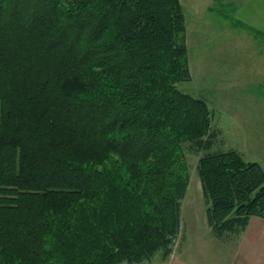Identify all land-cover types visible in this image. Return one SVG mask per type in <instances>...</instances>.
Returning <instances> with one entry per match:
<instances>
[{
    "label": "trees",
    "instance_id": "16d2710c",
    "mask_svg": "<svg viewBox=\"0 0 264 264\" xmlns=\"http://www.w3.org/2000/svg\"><path fill=\"white\" fill-rule=\"evenodd\" d=\"M185 22L180 0H0V264L166 261L187 143L213 234L264 220V168L213 150L211 110L177 87Z\"/></svg>",
    "mask_w": 264,
    "mask_h": 264
},
{
    "label": "rangeland",
    "instance_id": "374dc122",
    "mask_svg": "<svg viewBox=\"0 0 264 264\" xmlns=\"http://www.w3.org/2000/svg\"><path fill=\"white\" fill-rule=\"evenodd\" d=\"M180 1L183 3L186 19L187 51L192 79L178 84L177 87L182 93L202 99L207 103L208 109L213 114V129L221 134L213 150L218 152L235 150L245 162H255L264 168V96L262 91L256 93L255 96L258 98L255 100L251 98L252 96L250 97L248 90L244 91L245 88L243 90L245 93H243L247 97L243 95L238 98L236 96H242V94L238 95L235 92H220V95L217 96L213 86V81H216L219 72L225 73L227 70L224 66L218 69L219 65L242 62L240 60L247 57L248 59L254 58L256 57L255 51L254 56L250 52L246 53L244 48L246 45L241 42L238 36L232 37L231 45L228 47V39L224 38L219 30L215 31L220 20L215 15L209 19L210 16L203 13L207 12L206 8L209 7L213 10L219 8L218 0ZM229 36L231 37V35ZM213 38L216 43L213 42ZM218 43L220 47L216 46ZM215 46L218 50L213 49ZM214 67L217 68L214 69ZM233 73L236 72H231L229 77L235 75ZM249 77L247 75V80ZM232 90L235 91L238 88ZM218 129H221L222 132ZM185 147L190 170V185L181 206V232L171 256L166 261L163 260L161 253H158L153 261L143 264H230L243 240L239 237L240 235L237 239L235 236L217 237L209 228L197 170L199 157L204 152L196 155L190 149L189 143ZM252 233L250 232L249 237ZM256 235L252 236L256 237ZM233 237L234 240H232ZM248 241L246 246L239 251V259L237 258L238 260L234 264L253 262V256L256 253L253 254L252 247L258 243L251 239ZM251 242L253 243L251 244ZM240 259L242 260L240 261ZM260 261L264 263V254Z\"/></svg>",
    "mask_w": 264,
    "mask_h": 264
},
{
    "label": "crops",
    "instance_id": "0c3cea01",
    "mask_svg": "<svg viewBox=\"0 0 264 264\" xmlns=\"http://www.w3.org/2000/svg\"><path fill=\"white\" fill-rule=\"evenodd\" d=\"M218 2V6H220L219 8H216L215 10L210 7L206 8L207 12L203 14L210 16L209 19L211 16L215 15L217 19L220 20V24L216 25L218 27L215 31L219 30L223 37L228 39V47L231 45L232 37L238 36L240 37L241 42H244L246 45V47H244L246 53L250 52L252 53V56H254L255 51L256 57L249 59L247 57L240 60L242 62H232L231 64L225 63L222 66L219 65L218 69L224 66L227 70L225 73L220 71L216 81H213V86L215 89L214 91L216 92L217 96L220 95V92H235L238 95L242 94V96H236L241 98L245 93L244 91L248 90V92H250V97L252 96L251 98L256 100V98H258L255 96L256 93H260L262 91V95L264 96V38H256L255 36H252L247 30H240L233 27L230 22H228L227 18H224L222 15L219 16L217 13L219 12L221 14L227 15L231 14L232 17L239 23L245 24L252 29L254 28L264 36V0H218ZM229 35H231V37ZM213 42L216 43L215 38H213ZM218 45L220 47L219 43L216 46ZM208 47H210V45H208ZM215 47H213V49L218 50L217 47ZM216 68L217 67H214V69ZM231 72L236 73H233L235 75L229 77ZM247 75L250 76L249 80H247ZM250 83L255 85H251ZM234 88H238V90L233 91L232 89ZM244 97L247 96L244 95ZM218 130L221 131V129ZM250 232H253L252 235L257 234L256 237L251 235L252 237L250 236V238ZM239 237L241 240H243V242L241 247H239V249L236 251L237 253L232 258L230 264H234V262L239 259V251L242 247L246 246V244L249 242L248 240L250 239L255 240L253 242L258 243V245H254V247H252L253 254H256L253 256V262L250 264H264L262 261H260L261 256L264 254V220L256 217L251 218L246 230L242 232ZM237 238L238 237H236V239ZM234 239L235 238L233 237L232 240ZM253 242H251V244ZM241 260L242 259H240V261Z\"/></svg>",
    "mask_w": 264,
    "mask_h": 264
}]
</instances>
